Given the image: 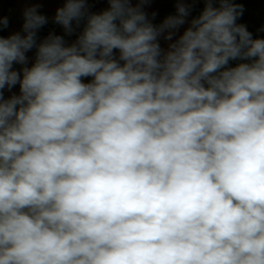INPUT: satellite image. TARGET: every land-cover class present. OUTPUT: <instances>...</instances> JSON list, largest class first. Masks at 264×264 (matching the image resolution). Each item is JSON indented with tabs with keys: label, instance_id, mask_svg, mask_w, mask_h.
Segmentation results:
<instances>
[{
	"label": "clouds",
	"instance_id": "1",
	"mask_svg": "<svg viewBox=\"0 0 264 264\" xmlns=\"http://www.w3.org/2000/svg\"><path fill=\"white\" fill-rule=\"evenodd\" d=\"M149 2L63 0L71 44H37L35 6L0 35V264H264V39L204 0L173 41L187 0Z\"/></svg>",
	"mask_w": 264,
	"mask_h": 264
},
{
	"label": "crops",
	"instance_id": "2",
	"mask_svg": "<svg viewBox=\"0 0 264 264\" xmlns=\"http://www.w3.org/2000/svg\"><path fill=\"white\" fill-rule=\"evenodd\" d=\"M136 0H133L135 5ZM235 3L243 6V14L237 19L238 24L246 26L247 30L252 33L253 38L264 39V0H234ZM37 7L39 14L44 15L47 18V23L37 31V44L42 42L48 37L50 33L60 35L64 38L66 44L73 43L79 34L83 31L86 25V19L81 20L79 26L76 22H73L74 31L71 35L65 33L64 28L58 25L53 31L46 28V25L54 22L56 10L63 6V0H0V17L7 18L8 25L0 31V35L8 37L11 34L20 33L24 35L23 23H24V11L30 7ZM187 6L190 8L189 16L186 17L184 25L175 30L173 41L182 35L183 31L190 26L192 19L199 16L205 7L204 0H187ZM109 7L107 0H87V10L89 13H100ZM143 10L148 16V19L154 24L159 25L168 16L177 14V0H150L149 3L144 4ZM214 7H219L218 3H214ZM153 13L155 16L153 17ZM161 36L159 43L161 48L165 51L168 49L169 43ZM36 48L27 52L28 57L27 66L30 67L35 61ZM118 56V51L116 52ZM240 62L247 61H230L229 67H234ZM23 66L19 64L14 65L15 70H20ZM87 83L91 80V77L83 78ZM4 98L8 99L11 95H19V85L9 91L7 88L3 90Z\"/></svg>",
	"mask_w": 264,
	"mask_h": 264
},
{
	"label": "built area",
	"instance_id": "3",
	"mask_svg": "<svg viewBox=\"0 0 264 264\" xmlns=\"http://www.w3.org/2000/svg\"><path fill=\"white\" fill-rule=\"evenodd\" d=\"M59 24L55 23V21L53 23H50L48 25H46V28L50 31H53Z\"/></svg>",
	"mask_w": 264,
	"mask_h": 264
}]
</instances>
